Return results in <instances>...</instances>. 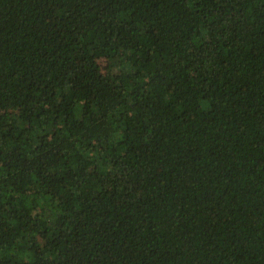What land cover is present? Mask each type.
Wrapping results in <instances>:
<instances>
[{
	"label": "trees",
	"instance_id": "obj_1",
	"mask_svg": "<svg viewBox=\"0 0 264 264\" xmlns=\"http://www.w3.org/2000/svg\"><path fill=\"white\" fill-rule=\"evenodd\" d=\"M0 264H264V0H0Z\"/></svg>",
	"mask_w": 264,
	"mask_h": 264
},
{
	"label": "rangeland",
	"instance_id": "obj_2",
	"mask_svg": "<svg viewBox=\"0 0 264 264\" xmlns=\"http://www.w3.org/2000/svg\"><path fill=\"white\" fill-rule=\"evenodd\" d=\"M99 62H100L101 65H105V60L104 59H100ZM56 186L57 185H55L54 187H56Z\"/></svg>",
	"mask_w": 264,
	"mask_h": 264
}]
</instances>
